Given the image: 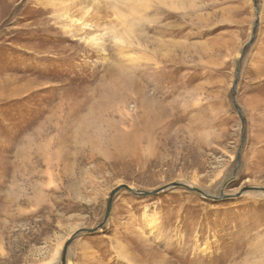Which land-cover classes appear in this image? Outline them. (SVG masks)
<instances>
[{
    "label": "rangeland",
    "instance_id": "obj_1",
    "mask_svg": "<svg viewBox=\"0 0 264 264\" xmlns=\"http://www.w3.org/2000/svg\"><path fill=\"white\" fill-rule=\"evenodd\" d=\"M169 3L0 0V264H264V0Z\"/></svg>",
    "mask_w": 264,
    "mask_h": 264
},
{
    "label": "bare ground",
    "instance_id": "obj_2",
    "mask_svg": "<svg viewBox=\"0 0 264 264\" xmlns=\"http://www.w3.org/2000/svg\"><path fill=\"white\" fill-rule=\"evenodd\" d=\"M158 1L170 2L168 5L169 8L179 9L175 0ZM52 2H55L58 6L57 11H59L57 12V17L58 20H60L59 22H64V28L66 31L70 34L78 32L88 45L92 47L95 45H101L103 35H105L107 31L112 32V35L120 44L132 43L131 40L135 33V27L130 23L126 16L119 14L117 9L102 5L97 6V8L93 10H86V7L77 8V0H52ZM91 25L93 27L97 26L94 27L95 29L97 28L96 31H93L92 28L89 27ZM87 28H90V30H87ZM86 30L87 32H85ZM99 30L104 32L97 33Z\"/></svg>",
    "mask_w": 264,
    "mask_h": 264
},
{
    "label": "water",
    "instance_id": "obj_3",
    "mask_svg": "<svg viewBox=\"0 0 264 264\" xmlns=\"http://www.w3.org/2000/svg\"><path fill=\"white\" fill-rule=\"evenodd\" d=\"M173 186H184V187H187V188H189V189L195 190V191H197V192H199V193H201V194H203V195H205V196H207V197H209V198H212V199L224 198L225 196H226V197L233 196V195H225V196H223V197L212 196V195L207 194L205 191H203V190L200 189V188L192 187V186H189V185H187V184H185V183H172V184H170V185H166V186H164V187H161L160 189H157L156 191H153V192H145V191H142V192H136V191H135L130 185H128V184H124V185H120V186H118L117 188H115V189L112 191V193H111V195H110V199H109V201H108V208H107V212H106L105 218H104L103 222L98 226V228L101 227L102 225H104L105 222L107 221V219L109 218V215H110V213H111L112 204H113V201H114L115 194H116L120 189H122V188H126V189H128V190H130V191H132V192H134V193H136V194H139V195H149V194H153V193H158V192L164 190V189L167 188V187H173ZM87 230H88V231H92V230H94V229H86V228L78 229L77 231H75V233H73V235H72V239L75 238L79 233H81V232H83V231H87ZM63 254H64V255H63V263H62V264H66V262H67L66 260H67V259H66V251H65V250H64V253H63Z\"/></svg>",
    "mask_w": 264,
    "mask_h": 264
}]
</instances>
